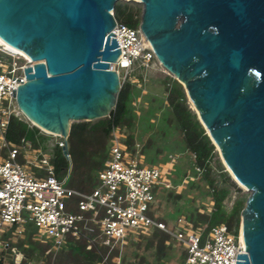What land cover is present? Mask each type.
Here are the masks:
<instances>
[{
    "label": "water",
    "instance_id": "95a60500",
    "mask_svg": "<svg viewBox=\"0 0 264 264\" xmlns=\"http://www.w3.org/2000/svg\"><path fill=\"white\" fill-rule=\"evenodd\" d=\"M117 1L0 0V39L34 62L15 94L30 122L67 137L72 123L115 107ZM131 1L142 5L138 26L157 61L249 191L239 223L245 253L236 264H264V0Z\"/></svg>",
    "mask_w": 264,
    "mask_h": 264
},
{
    "label": "built area",
    "instance_id": "2783aa9c",
    "mask_svg": "<svg viewBox=\"0 0 264 264\" xmlns=\"http://www.w3.org/2000/svg\"><path fill=\"white\" fill-rule=\"evenodd\" d=\"M114 21L111 38L116 40L119 54L110 67L118 73L122 85L130 81L133 71L137 69L143 75L158 61L139 26L129 27L115 17ZM33 64L0 45V264H45L47 253L60 249L68 237L84 238L88 245L105 246L110 251L125 244L129 237L149 235L154 227L180 245L185 253L182 264L239 261L237 253H245L239 229L236 235L225 223H219L205 230L194 227L181 215L169 227L148 214L160 191L179 186L170 177L174 157L168 155L156 164L145 162L138 142L133 150L126 148L125 133L119 127L110 129L106 158L97 173V184L89 192L65 186V180L55 175L52 148L55 144L67 148V137L37 127L40 133L56 136L55 143L33 145L24 137L16 142L7 140L11 117L25 121L30 128L35 126L15 99L17 86L26 81L25 68ZM64 158L69 161V157ZM194 168L201 172L200 167ZM27 225L35 228L33 240L50 244L37 260L24 261L15 247L19 239H24ZM105 261L106 255L97 264ZM116 264H121L118 259Z\"/></svg>",
    "mask_w": 264,
    "mask_h": 264
},
{
    "label": "trees",
    "instance_id": "16d2710c",
    "mask_svg": "<svg viewBox=\"0 0 264 264\" xmlns=\"http://www.w3.org/2000/svg\"><path fill=\"white\" fill-rule=\"evenodd\" d=\"M140 11V9L126 4L115 3L113 16L115 19L118 16L120 22L129 27H137L140 21ZM141 77L142 75L138 76L139 79ZM161 82L165 93V108L158 118L159 126L164 129L171 128L180 133L182 149L187 150L191 156L193 155V173L197 174L195 166L201 168L199 174H201V178L205 180L208 186V194L212 201V209L209 212L194 210L188 215L181 216L194 227H204L205 230L216 224L225 223L237 235L244 198L237 197L231 207L225 205V200L230 198L231 187H234L235 183L228 172L223 170L221 166L217 169L218 176L221 177L220 180L211 175V159L215 155V148L197 118L195 111L188 106L182 85L169 76L163 78ZM138 93L139 90L135 84L125 81L118 92L115 107L110 110L107 116L92 121H81L71 124L67 136V151L70 162L64 158L61 148L57 144L52 148L53 156L51 162L54 165L56 177L61 179L67 169L70 168V183L68 186L84 192L91 191L97 184V173L103 167V162L106 158L109 133L112 127H119L125 133L123 142L126 148L128 150L134 149L135 136L129 129L135 121L131 103ZM144 113L150 126H153V122L150 123L149 121L150 115H154L153 109H146ZM5 137L7 140L14 142L18 141L20 137H24L31 140L33 145L44 143L48 138L47 135L40 133L37 127L30 128L25 121L16 117L10 118ZM155 145V138L152 135L140 144V153L148 163H155L159 159L165 160L167 158H158L161 150L160 146ZM150 149H155V151L152 156L147 157L146 154ZM174 172L175 165L170 177L172 182L176 184L178 180L172 178ZM188 183L192 184L193 181L189 179ZM164 191L168 192L167 194L172 192L171 190H162L160 193ZM180 196V193H175V197ZM73 209L76 210V208ZM148 214L156 220L166 222L162 216L156 215L155 211H151ZM30 227V225L26 226L24 239H19L15 244L16 249L25 257L24 261L37 259L50 248L49 243H42L32 239ZM144 238H147V247L154 245L158 251H161L165 247V242L169 235L154 227L149 235L140 234L135 239L129 237L127 241L139 243ZM105 255L106 261L102 264H116V259L121 264H124L120 256V248L108 251L105 246L88 245L84 238L74 239L68 237L67 242L60 249L56 252L50 251L47 253L45 264H97ZM184 255L185 253L182 250V258ZM140 262H143V258Z\"/></svg>",
    "mask_w": 264,
    "mask_h": 264
},
{
    "label": "rangeland",
    "instance_id": "374dc122",
    "mask_svg": "<svg viewBox=\"0 0 264 264\" xmlns=\"http://www.w3.org/2000/svg\"><path fill=\"white\" fill-rule=\"evenodd\" d=\"M116 3L126 4L140 10L142 9L141 3L136 1L118 0ZM116 20L120 21L118 16H116ZM122 72L123 70L121 69L120 73ZM141 72L142 71L136 69L132 72L129 78L130 82L135 84L139 90L137 97L131 103V108L135 114V121L129 130L133 132L135 141L139 144H142L146 138L152 135L155 138V146H160L161 153L158 158L168 157V155L174 157L175 172L173 173L172 178L178 180V183L173 184L179 186H176L175 190H171L172 192L170 194H167L168 192L164 191L157 195L153 208L155 214L162 216L166 220L167 225L171 227L173 226L176 217L180 215H188L194 210L209 212L212 209V201L208 194V186L205 180L201 178V174L197 171V174L193 173V159L187 150L182 149L180 133L177 130L171 128L164 129L159 126L158 118L161 115L162 110L165 108V93L161 81L165 77L172 76H170L159 63L157 64V62L146 68L143 71V75ZM139 75H142L141 79L138 78ZM187 102L190 109L194 110L188 98ZM146 109H153L154 111V115H150L149 120L150 123L153 122V126H150L146 119L144 113ZM47 139L46 143L48 145H53L57 137L50 135ZM214 148L215 155L211 159V175L217 180H220L221 177L218 176L217 169L221 166L223 170L228 172L232 181L235 183V186L231 187L230 198L225 200V205L231 207L237 197H243L245 202L249 191L244 185L239 184V182L234 179L223 162L217 147L214 146ZM154 151L155 149L148 150L146 154L147 157L152 156ZM2 154H4L3 151ZM161 161L164 160L159 159L155 164ZM69 175L67 169L65 175L62 176L63 180H65V186H68L70 183ZM183 179H187V181L183 182ZM189 179L193 181L192 184L188 183ZM175 193H180L181 196L175 197ZM30 230L33 232L35 228L30 227ZM146 240L147 238H144L139 243H131L127 241L119 247L120 256L124 264H182L183 258L181 247L173 239L169 237L165 242V247L161 251H158L154 245L147 247ZM142 258L143 262L141 263L140 260Z\"/></svg>",
    "mask_w": 264,
    "mask_h": 264
},
{
    "label": "bare ground",
    "instance_id": "6f19581e",
    "mask_svg": "<svg viewBox=\"0 0 264 264\" xmlns=\"http://www.w3.org/2000/svg\"><path fill=\"white\" fill-rule=\"evenodd\" d=\"M147 39V38H146ZM147 42H148V44H149V46H151V44H150V42L148 41V39H147ZM0 45H3L6 49H8V50H10V51H13V52H15V53H19L21 56H23V57H25V58H28L22 51H20V50H17V49H15V48H13V47H11L10 45H8V44H6L2 39H0ZM112 63V62H111ZM159 63V62H158ZM160 64V63H159ZM161 66V65H160ZM162 67V66H161ZM167 73L169 72L167 69H165L164 67H162ZM31 120V119H30ZM31 122L34 124V125H37L36 123H34L32 120H31ZM37 126H39V125H37ZM40 127V126H39ZM41 129H43L42 127H40ZM43 130H45V131H47V132H49L48 130H46V129H43ZM227 167V169L229 170V168H228V166H226ZM238 182V181H237ZM239 184H241L240 182H239ZM242 185V184H241ZM240 237H242V233L240 234ZM242 239V238H241ZM241 243L243 244V242H242V240H241Z\"/></svg>",
    "mask_w": 264,
    "mask_h": 264
}]
</instances>
